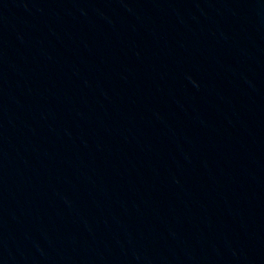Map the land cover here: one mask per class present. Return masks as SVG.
<instances>
[{"label": "water", "instance_id": "water-1", "mask_svg": "<svg viewBox=\"0 0 264 264\" xmlns=\"http://www.w3.org/2000/svg\"><path fill=\"white\" fill-rule=\"evenodd\" d=\"M0 264H264V0H0Z\"/></svg>", "mask_w": 264, "mask_h": 264}]
</instances>
